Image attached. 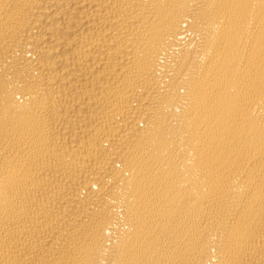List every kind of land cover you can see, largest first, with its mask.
<instances>
[{"label":"bare ground","instance_id":"1","mask_svg":"<svg viewBox=\"0 0 264 264\" xmlns=\"http://www.w3.org/2000/svg\"><path fill=\"white\" fill-rule=\"evenodd\" d=\"M0 264H264V0H0Z\"/></svg>","mask_w":264,"mask_h":264}]
</instances>
